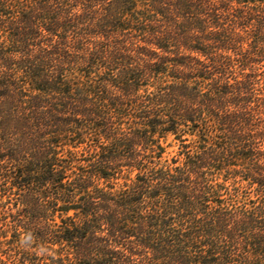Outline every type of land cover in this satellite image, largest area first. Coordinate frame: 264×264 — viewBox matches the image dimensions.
Masks as SVG:
<instances>
[{
	"label": "trees",
	"instance_id": "trees-1",
	"mask_svg": "<svg viewBox=\"0 0 264 264\" xmlns=\"http://www.w3.org/2000/svg\"><path fill=\"white\" fill-rule=\"evenodd\" d=\"M0 264H264V0H0Z\"/></svg>",
	"mask_w": 264,
	"mask_h": 264
}]
</instances>
